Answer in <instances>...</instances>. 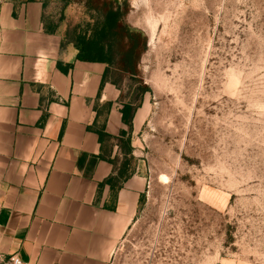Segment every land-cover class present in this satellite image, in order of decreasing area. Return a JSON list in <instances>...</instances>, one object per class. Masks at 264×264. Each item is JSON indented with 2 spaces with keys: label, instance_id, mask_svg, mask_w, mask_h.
I'll use <instances>...</instances> for the list:
<instances>
[{
  "label": "rangeland",
  "instance_id": "1",
  "mask_svg": "<svg viewBox=\"0 0 264 264\" xmlns=\"http://www.w3.org/2000/svg\"><path fill=\"white\" fill-rule=\"evenodd\" d=\"M68 1L71 35L112 2ZM120 8L147 46L136 77L113 80L147 89L150 113L145 193L109 264H264V0Z\"/></svg>",
  "mask_w": 264,
  "mask_h": 264
},
{
  "label": "crops",
  "instance_id": "2",
  "mask_svg": "<svg viewBox=\"0 0 264 264\" xmlns=\"http://www.w3.org/2000/svg\"><path fill=\"white\" fill-rule=\"evenodd\" d=\"M69 6L0 0V261L109 264L145 193L148 93L78 60Z\"/></svg>",
  "mask_w": 264,
  "mask_h": 264
},
{
  "label": "trees",
  "instance_id": "3",
  "mask_svg": "<svg viewBox=\"0 0 264 264\" xmlns=\"http://www.w3.org/2000/svg\"><path fill=\"white\" fill-rule=\"evenodd\" d=\"M123 16L120 6L115 7L111 2L109 10L94 25L76 26L68 38L78 51V60L108 64L136 77L137 62L146 50V40L139 31L123 23ZM119 57L123 67L115 66ZM108 73L109 70L105 73L106 77ZM139 91L142 96L148 92L145 88Z\"/></svg>",
  "mask_w": 264,
  "mask_h": 264
},
{
  "label": "built area",
  "instance_id": "4",
  "mask_svg": "<svg viewBox=\"0 0 264 264\" xmlns=\"http://www.w3.org/2000/svg\"><path fill=\"white\" fill-rule=\"evenodd\" d=\"M0 264H26L22 262L17 256H11L8 259L0 261Z\"/></svg>",
  "mask_w": 264,
  "mask_h": 264
}]
</instances>
